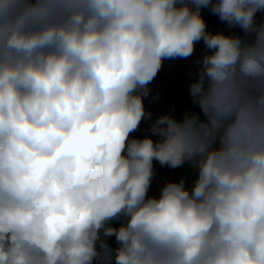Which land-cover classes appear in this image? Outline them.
Wrapping results in <instances>:
<instances>
[{
	"label": "clouds",
	"instance_id": "1",
	"mask_svg": "<svg viewBox=\"0 0 264 264\" xmlns=\"http://www.w3.org/2000/svg\"><path fill=\"white\" fill-rule=\"evenodd\" d=\"M258 12L264 0H0V264H264ZM200 41L199 111L133 137L164 61ZM154 161L190 172L152 196Z\"/></svg>",
	"mask_w": 264,
	"mask_h": 264
},
{
	"label": "rangeland",
	"instance_id": "2",
	"mask_svg": "<svg viewBox=\"0 0 264 264\" xmlns=\"http://www.w3.org/2000/svg\"><path fill=\"white\" fill-rule=\"evenodd\" d=\"M204 53V45L203 42L200 41L196 44L195 51L193 55L187 59L177 58L175 60H165L164 62L167 64H175L180 67L182 70L188 73H196L197 72V60ZM195 64V65H194ZM150 90H154L153 82L149 85ZM145 108L152 113L151 120H155V118L160 114H166L171 112L177 119L182 118L185 110H193L199 111V109L192 104V98L189 92V89L183 88L181 90H154V94L148 98L147 96L143 98ZM172 109H175L172 111ZM150 120L142 121L138 130L134 132L133 137L142 138L144 136H149L146 129L142 124L148 122ZM150 128V127H149ZM153 139H158V137L153 136ZM185 166L180 168L171 169L167 166H161L158 162L154 161V169L155 176L152 180V184L150 187L149 195L158 196L160 188L166 181H178L185 175V171L182 172ZM110 244L112 246H116L115 240Z\"/></svg>",
	"mask_w": 264,
	"mask_h": 264
},
{
	"label": "trees",
	"instance_id": "3",
	"mask_svg": "<svg viewBox=\"0 0 264 264\" xmlns=\"http://www.w3.org/2000/svg\"><path fill=\"white\" fill-rule=\"evenodd\" d=\"M202 15L204 16L208 30L212 32L223 30L226 33L229 31V29L226 27V24L221 22L219 17L217 15H214L211 13L210 9L205 8L202 9ZM264 19V12H258L257 13V20ZM195 65V64H194ZM197 78L196 73H188L184 70H182L180 67H178L175 64H167L163 63V66L159 73L157 74L156 78L152 81L154 90H165L166 88L169 90L175 89V90H181L183 88L189 89V86L191 83L195 81ZM154 90L149 91V95L147 96L150 98L154 94ZM152 120L142 124L143 127L146 129L147 133L151 135L150 132V124ZM134 133H132L133 135ZM184 169L182 172H190L188 165H184ZM113 226H119L118 222H113ZM115 238H110L109 243L114 241Z\"/></svg>",
	"mask_w": 264,
	"mask_h": 264
}]
</instances>
